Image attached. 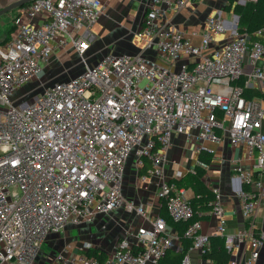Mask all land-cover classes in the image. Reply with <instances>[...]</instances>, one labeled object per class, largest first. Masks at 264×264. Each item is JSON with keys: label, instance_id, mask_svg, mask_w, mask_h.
I'll use <instances>...</instances> for the list:
<instances>
[{"label": "built area", "instance_id": "built-area-1", "mask_svg": "<svg viewBox=\"0 0 264 264\" xmlns=\"http://www.w3.org/2000/svg\"><path fill=\"white\" fill-rule=\"evenodd\" d=\"M248 1L256 0L236 2ZM186 4L151 0L139 32L142 52L108 54L94 65L85 55L92 27L104 13L103 0H34L17 9L13 33L0 43V264H37L49 234L119 208L150 225L126 230L103 260L84 254L81 264H164L163 257L180 238L169 218L185 223L191 247L206 252L211 241L201 231L202 213L176 181L183 173L171 178L166 173L172 139L179 133L246 144L253 164L235 168L243 182L238 195L243 215L250 219L256 214L264 200V106L262 97H248L246 91L264 93V26L252 40L238 30L237 15L228 20L219 12L194 43L184 30L160 22L165 12H178ZM38 16H43L41 23L30 21ZM214 34H227L228 40L215 45ZM71 49L83 58L81 73L46 86L31 99L16 96L56 50ZM150 50L166 63L149 61L145 52ZM130 157L143 183L159 179L157 197L168 219L150 215L145 203L123 194ZM198 165L209 164L198 160ZM214 191L209 213L218 217L217 235L230 252L250 240L247 262L255 261L264 232H256L251 223L228 233L222 196ZM83 248L92 244L84 242ZM55 259L58 264L77 261L64 252Z\"/></svg>", "mask_w": 264, "mask_h": 264}, {"label": "crops", "instance_id": "crops-1", "mask_svg": "<svg viewBox=\"0 0 264 264\" xmlns=\"http://www.w3.org/2000/svg\"><path fill=\"white\" fill-rule=\"evenodd\" d=\"M186 1L187 4L178 12H165L160 18V22L184 30L194 43L201 41V33L206 30L207 20L210 17L222 12V15L229 20L233 19L234 14L237 15L229 8L230 0ZM236 1L234 0L235 3H237ZM150 2L151 0H103L104 13L92 27L93 39L88 50V57L93 58L95 54H98L100 55L98 61H100L106 56L109 47L115 48V54L141 53L145 42L139 36V32ZM42 20L43 16H38L30 21L38 24ZM12 27L10 34L0 39V43L11 37L14 30L13 24ZM252 36L255 38L254 35ZM213 37V44L218 46L223 45L228 40L227 34H214ZM60 53V50H56L52 61L57 59ZM145 55L153 63H166V61L157 59L153 50L146 51ZM249 70V66L246 67L245 77ZM244 78H241L240 81L243 82ZM253 91L257 95L253 94L251 90L248 92L250 93L248 97L256 96L258 99L262 97L264 106V93L260 94L256 90ZM201 152H204L207 158L206 162L209 164L207 168H203L204 179L212 189L218 190L222 196L227 217V232L236 233L247 228L251 223L254 224L256 232H264V200L259 201L257 212L250 219L245 217L241 210V199L238 192L243 187V182L237 177L238 173L235 168L238 165L243 169L252 167L253 159L246 144L233 145L228 139L214 143L208 140L200 141L195 135L188 137L184 133L175 134L169 151V163L166 167L167 177H174L179 171L184 175L196 167H201L198 165V160H201ZM158 181L157 177H153L150 183H143L132 157L125 165L123 194L130 200L145 203L150 215L162 211L168 216L167 210L163 209L157 197ZM186 189L193 197V190L189 187ZM201 219V231L210 237L216 236L218 217L209 213L207 217ZM168 220L170 225L174 227L173 230L179 234L178 227L172 224L170 218ZM142 225L149 226L150 224L144 217L128 212L124 208H119L110 214L96 213L92 221L81 224L69 223L61 232L49 234L43 242L42 248L46 245L47 251L52 253L55 251V257L58 253L64 252L77 259L74 264H81L78 261L80 256L87 255L93 250L103 253L105 257L108 256L113 251L117 240L126 230ZM84 242H90L92 248H83ZM182 249L183 243L179 238L175 240L173 246L165 254L166 263L175 262V253L181 252ZM251 250L250 240H247L244 244L231 250L230 260H238L241 263L245 257L246 264H264V244L260 248L259 257L248 263ZM55 257L50 264H58ZM40 259L39 257L37 263ZM184 261L187 264H214L211 259L205 258L199 250L192 247L185 252L182 262Z\"/></svg>", "mask_w": 264, "mask_h": 264}, {"label": "trees", "instance_id": "trees-1", "mask_svg": "<svg viewBox=\"0 0 264 264\" xmlns=\"http://www.w3.org/2000/svg\"><path fill=\"white\" fill-rule=\"evenodd\" d=\"M229 8L232 9L239 17L238 30L240 32H247L250 35L253 34L258 28L264 26V0L248 1L245 4L235 3L234 0H230ZM255 38L252 36V40ZM251 90L246 91V96H250L248 93ZM253 94H257L252 91ZM200 159L207 161L204 152H201ZM177 184L193 190V197L191 203L193 207L202 213V218L207 217L210 209L212 208V202L215 198V191L212 189L204 179V170L201 167H196L193 171H189L184 174L181 178L177 179ZM164 209V208H163ZM161 213L168 219L162 211ZM169 221V220H168ZM172 222V221H171ZM179 230V236L183 243V249L181 252L175 253V262L171 264H182L185 252L191 247V240L184 236L186 229L185 223H173ZM211 248L203 253L205 258L211 259L214 264L227 263L230 260L231 253L225 245V239L221 235L211 236ZM89 256L99 257L100 260L105 258L103 253L97 251L88 252ZM166 256L163 257L162 262L167 264L165 261Z\"/></svg>", "mask_w": 264, "mask_h": 264}, {"label": "rangeland", "instance_id": "rangeland-1", "mask_svg": "<svg viewBox=\"0 0 264 264\" xmlns=\"http://www.w3.org/2000/svg\"><path fill=\"white\" fill-rule=\"evenodd\" d=\"M16 0H0V8L14 2ZM17 14V9L7 12L0 16V39L7 37L12 31L13 19ZM89 52V51H88ZM88 52L85 55L87 62H90L91 65L96 64L99 60L100 55L95 54L93 58L88 57ZM116 50L113 47L107 49L108 54H115ZM84 69L83 58L79 56L75 51L69 50L67 52H61L57 59L52 61V58L46 68L39 74L38 77L34 78L30 83L21 88L16 96L21 98V100L31 99L37 93L43 91V89L56 82L63 81L68 78H71ZM132 158V157H130ZM129 158V159H130ZM128 159V160H129ZM55 257V251H47L46 245L43 246L42 252L40 254V261L37 264H50Z\"/></svg>", "mask_w": 264, "mask_h": 264}, {"label": "water", "instance_id": "water-1", "mask_svg": "<svg viewBox=\"0 0 264 264\" xmlns=\"http://www.w3.org/2000/svg\"><path fill=\"white\" fill-rule=\"evenodd\" d=\"M34 0H16L2 8H0V16H2L3 14L7 13V12H10V11H13L15 9H18L30 2H32ZM239 19V18H238ZM241 264H246V260H245V257L243 258Z\"/></svg>", "mask_w": 264, "mask_h": 264}]
</instances>
